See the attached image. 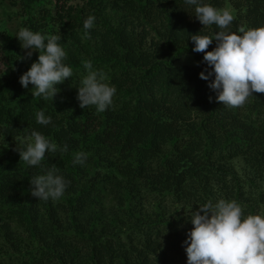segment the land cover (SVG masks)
I'll return each instance as SVG.
<instances>
[{"label": "trees", "instance_id": "obj_1", "mask_svg": "<svg viewBox=\"0 0 264 264\" xmlns=\"http://www.w3.org/2000/svg\"><path fill=\"white\" fill-rule=\"evenodd\" d=\"M203 2L230 9L229 31L264 26V0ZM192 15L183 0H0V23L60 35L73 70L53 101L32 97L18 77L37 53L25 56L11 32L0 43V264H185L191 205L225 198L264 215V93L237 108L215 101L187 39L219 29ZM185 55L197 63L177 64ZM85 60L116 90L102 113L75 98ZM40 110L51 124L35 122ZM32 130L58 150L28 167L13 144ZM80 151L87 160L73 165ZM53 165L68 187L38 200L29 180Z\"/></svg>", "mask_w": 264, "mask_h": 264}, {"label": "clouds", "instance_id": "obj_2", "mask_svg": "<svg viewBox=\"0 0 264 264\" xmlns=\"http://www.w3.org/2000/svg\"><path fill=\"white\" fill-rule=\"evenodd\" d=\"M193 10V17L203 26L215 25L217 31L210 35L189 34L191 51L202 53V62L207 66L198 73L206 81L207 88L215 94V101L228 108L245 104L252 94L264 93V26L239 27L229 31L234 17L227 8H216L203 0H183ZM95 17L83 20L84 35L94 27ZM25 56L37 53L36 60L18 77L22 88H28L32 97L51 99L58 93L56 85L71 78L73 70L64 63L66 52L56 34H42L28 28H20L14 35ZM215 41L212 50H206ZM85 75L76 87V100L81 109L94 106L97 113L106 111L113 103L115 87L106 82L102 70L93 69L90 60L82 65ZM211 78V79H209ZM212 100V97H209ZM35 122L46 126L52 123L43 110L35 113ZM21 149L15 148L19 161L28 167L41 166L46 152H55L58 145L42 133L32 130ZM67 151V145L59 146ZM85 152H75L73 165H84ZM69 182L55 165L42 170L29 180L30 194L38 200H58ZM189 207L187 222L191 228L186 232L182 247L185 264H264V215H245L242 206L235 200L208 199L195 210Z\"/></svg>", "mask_w": 264, "mask_h": 264}, {"label": "rangeland", "instance_id": "obj_3", "mask_svg": "<svg viewBox=\"0 0 264 264\" xmlns=\"http://www.w3.org/2000/svg\"><path fill=\"white\" fill-rule=\"evenodd\" d=\"M226 8V7H225ZM228 10H230L229 8H227ZM20 23H18L17 21H14L13 23H0V43H3L5 41V36L7 33H13L15 35V33L19 30ZM26 50H23V54L25 55ZM197 63V61L195 60V58L193 57V55H185L181 58L180 61L177 62V64L179 65H187V66H194ZM15 145L16 148H18L17 144H13ZM19 149V148H18ZM234 166H235V170L237 172L243 173V171H241V169L243 168L244 164L242 161H234ZM185 213L187 216H189V209H185ZM190 227L191 224H190Z\"/></svg>", "mask_w": 264, "mask_h": 264}]
</instances>
